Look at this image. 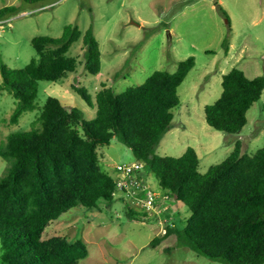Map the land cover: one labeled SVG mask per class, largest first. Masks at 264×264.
I'll list each match as a JSON object with an SVG mask.
<instances>
[{"label": "trees", "instance_id": "obj_1", "mask_svg": "<svg viewBox=\"0 0 264 264\" xmlns=\"http://www.w3.org/2000/svg\"><path fill=\"white\" fill-rule=\"evenodd\" d=\"M218 8L227 16L220 4ZM17 13V6H6L0 9V20ZM81 38L85 70L97 74L102 52L92 26L84 35L78 25L67 24L59 38L36 36L32 44L37 57L24 67L10 68L0 58V91L8 90L16 99L12 123L39 107L40 81H57L77 70L79 58L68 52ZM230 41L229 23L222 42L225 54ZM195 63L190 56L178 63L175 72L156 70L144 83L121 93L103 84L95 96L97 113L92 119L85 118L82 109H69L48 97L30 129L9 134L0 147V157L10 164L0 178L2 264H79L86 258L89 249L83 240L46 238L45 231L75 207L93 209L101 200L108 204L114 200L116 181L102 169L99 151L114 138L156 175L164 193L190 210L183 230L167 225L151 241L152 247L176 234L182 245L211 258L229 264H264V146L250 155L237 141L231 154L206 173L199 171V155L192 146L180 157L157 153L172 128V110L181 103L178 88ZM222 86L221 96L205 106L206 121L216 130L238 133L264 92V75L250 79L234 67L223 75ZM74 88L93 105L86 87ZM128 215L140 214L130 208Z\"/></svg>", "mask_w": 264, "mask_h": 264}, {"label": "rangeland", "instance_id": "obj_2", "mask_svg": "<svg viewBox=\"0 0 264 264\" xmlns=\"http://www.w3.org/2000/svg\"><path fill=\"white\" fill-rule=\"evenodd\" d=\"M6 6L19 8V13L0 20V58L10 68L24 67L37 57L33 38H59L67 24L78 25L83 35L93 27L102 52V68L97 74L87 72L83 39L73 43L68 56L79 58L77 70L57 81H40L39 107L24 112L15 124L10 117L16 99L8 90L0 91V147L12 132L31 128L48 97L59 99L69 109H82L87 119L90 114L94 118L95 96L103 84L121 93L144 83L156 70L175 72L178 63L190 56L195 57V66L178 88L181 103L172 110V128L159 143L157 153L180 157L192 146L199 155V171L206 173L231 154L237 141L250 155L264 146V92L249 109L248 122L238 133L216 130L205 117V106L221 96L223 75L232 68L243 70L250 79L264 75V0H0V9ZM229 23L230 50L225 54L222 42ZM75 85L89 90L93 105L81 97ZM99 151L116 165L135 161L133 151L117 138ZM9 165L0 157V178ZM115 166L112 169L101 161L102 169L116 181L120 174ZM142 172L153 190L162 193L156 175L146 167ZM172 201L168 221L166 215L145 217L135 206L140 215L131 218L128 212L132 207L119 192L110 204L101 200L97 208L78 206L62 214L46 228L45 237L83 240L89 253L79 264H229L182 245L176 234L157 247L150 245L167 225L179 231L186 226L190 210ZM1 255L0 248V264Z\"/></svg>", "mask_w": 264, "mask_h": 264}, {"label": "built area", "instance_id": "obj_3", "mask_svg": "<svg viewBox=\"0 0 264 264\" xmlns=\"http://www.w3.org/2000/svg\"><path fill=\"white\" fill-rule=\"evenodd\" d=\"M120 174L116 179V187L113 196L116 197L121 192L129 201L132 208L137 207L146 217L153 215H166L168 221L171 214L173 201L169 195L157 192L142 177L144 164L135 160L131 163H122L115 166ZM135 206V207H134ZM134 210V209H133ZM135 211L136 208H135Z\"/></svg>", "mask_w": 264, "mask_h": 264}, {"label": "crops", "instance_id": "obj_4", "mask_svg": "<svg viewBox=\"0 0 264 264\" xmlns=\"http://www.w3.org/2000/svg\"><path fill=\"white\" fill-rule=\"evenodd\" d=\"M92 117H93V115L90 114V119H92ZM101 161H105V162L109 163L112 169H114V166L116 165L114 163H111L110 160H108V158L106 157V153L105 152L102 153Z\"/></svg>", "mask_w": 264, "mask_h": 264}]
</instances>
